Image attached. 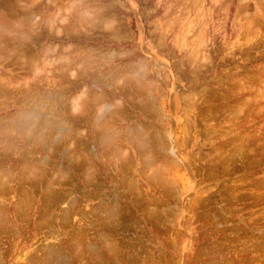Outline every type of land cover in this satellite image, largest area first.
Instances as JSON below:
<instances>
[{
  "label": "rangeland",
  "instance_id": "rangeland-1",
  "mask_svg": "<svg viewBox=\"0 0 264 264\" xmlns=\"http://www.w3.org/2000/svg\"><path fill=\"white\" fill-rule=\"evenodd\" d=\"M0 264H264V0H0Z\"/></svg>",
  "mask_w": 264,
  "mask_h": 264
},
{
  "label": "bare ground",
  "instance_id": "bare-ground-1",
  "mask_svg": "<svg viewBox=\"0 0 264 264\" xmlns=\"http://www.w3.org/2000/svg\"><path fill=\"white\" fill-rule=\"evenodd\" d=\"M110 79V78H109ZM11 83V82H10ZM8 86V85H7ZM29 87V86H28ZM29 89V88H28ZM48 94V93H47ZM52 94V93H51ZM97 97V96H96ZM98 98V97H97ZM29 104V103H28ZM27 110V109H26ZM25 114V113H24ZM41 114V113H40ZM28 118V117H27ZM91 120V119H90ZM96 123V122H95ZM97 125V124H96ZM96 127V126H95ZM104 128V127H103ZM4 129V128H3ZM8 130V129H7ZM102 130V129H101ZM10 131V130H9ZM130 132V131H129ZM126 133V132H125ZM11 134V133H10ZM17 134V133H16ZM100 134V133H99ZM106 134H107V132H106ZM106 134H104V137H105V135ZM112 135H113V133H112ZM118 135V134H117ZM120 135V134H119ZM111 136V135H110ZM109 137V136H108ZM152 137V136H151ZM100 138V137H99ZM101 138H102V140H103V136H101ZM106 138V137H105ZM112 138V137H111ZM150 137H148V139H149ZM144 139H146V138H144ZM143 139V140H144ZM151 139V138H150ZM99 140V139H98ZM101 140V141H102ZM147 141V140H146ZM149 141V140H148ZM157 141V140H156ZM56 142H57V140H56ZM59 142V141H58ZM148 143V142H147ZM114 144V143H113ZM145 144V143H144ZM104 145V144H103ZM148 145V144H147ZM111 146V145H110ZM167 146V145H166ZM149 148V146L147 147V149ZM84 149V148H83ZM88 149V148H87ZM167 150V149H166ZM164 151V150H163ZM147 152V151H146ZM161 152V151H160ZM169 153V152H168ZM236 153H237V151H236ZM163 154V153H162ZM145 156V155H144ZM152 158V157H151ZM156 159V158H155ZM89 161V160H88ZM148 161V160H147ZM154 167V166H153ZM125 179V178H124ZM162 179V178H161ZM115 202V201H114ZM107 206H109V205H107ZM107 238V237H106ZM103 241V240H102ZM104 242V241H103ZM90 249V248H89ZM37 263V262H36Z\"/></svg>",
  "mask_w": 264,
  "mask_h": 264
}]
</instances>
